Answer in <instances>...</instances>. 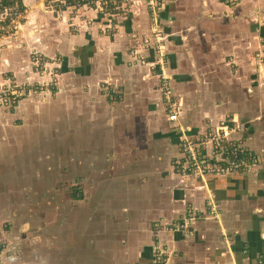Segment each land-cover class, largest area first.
<instances>
[{
  "label": "crops",
  "instance_id": "1",
  "mask_svg": "<svg viewBox=\"0 0 264 264\" xmlns=\"http://www.w3.org/2000/svg\"><path fill=\"white\" fill-rule=\"evenodd\" d=\"M107 2L117 13L108 9L101 19L100 10L84 8L33 11L0 39V91L25 86L16 106L0 108V241L7 244L0 264H46L38 252L51 264H91L94 256L99 264H159L157 249L168 264H264V63L254 55L264 0H162L160 42L178 125L165 118L154 51L129 47L131 38L150 35L147 1ZM79 16L114 25V38ZM29 48L61 57L50 94L34 92L35 80L25 85ZM130 48L146 66L128 56ZM222 124L247 133L246 146L259 157L255 170L205 182L171 172L181 131L195 137ZM51 159L73 165L85 184H70L65 202L52 198L37 209L21 190L39 181ZM197 210L204 215L187 231L173 230Z\"/></svg>",
  "mask_w": 264,
  "mask_h": 264
},
{
  "label": "built area",
  "instance_id": "2",
  "mask_svg": "<svg viewBox=\"0 0 264 264\" xmlns=\"http://www.w3.org/2000/svg\"><path fill=\"white\" fill-rule=\"evenodd\" d=\"M146 1L151 15L152 27L150 35L143 37L142 40L144 43L142 44L154 50L158 55L157 66H159V70L157 67L156 73H161L159 82L161 104L165 111L166 121L170 124L178 125L179 113L177 99L168 85L169 76L164 72L163 48L160 42L161 32L158 20L160 18L159 7L162 0ZM226 1L233 3L240 0ZM43 2L46 1L40 0L31 6H27L24 0H0V38H7L13 32L17 31L29 19L30 13L36 7L41 6ZM94 3L100 12L107 10L106 0H94ZM81 4L88 6L90 3L83 1L76 5ZM58 5L62 6L63 1L59 0ZM44 9L46 10L47 8ZM102 16L105 17V14H102ZM254 55L256 61L264 63V36L259 39L258 48ZM34 59L35 61H39L40 57L35 56ZM12 92L13 90H10L9 92L0 94V105H6L9 101H12V103L15 102L14 96L16 94ZM234 131L235 128L222 124V126L214 130H209L199 136H183L179 146L181 157L175 158L170 162L171 172L183 179L195 178L201 182H205L209 176H226L253 170L258 164V158L244 147L242 141H236L232 138ZM202 215H204V212L200 210L189 212L186 215L184 224L178 228H173V230L187 231L190 221ZM216 217L215 215L214 218ZM156 255L159 264H168V254L164 255V251L157 249Z\"/></svg>",
  "mask_w": 264,
  "mask_h": 264
},
{
  "label": "rangeland",
  "instance_id": "3",
  "mask_svg": "<svg viewBox=\"0 0 264 264\" xmlns=\"http://www.w3.org/2000/svg\"><path fill=\"white\" fill-rule=\"evenodd\" d=\"M38 2L40 0H37ZM36 1V2H37ZM46 2H43L41 4V6L36 7L34 9V12L37 10H40L43 8V10H45L44 8H47L45 11L51 13V14H59L60 12H62V8L63 6H59L58 2L59 0H53L51 2V0H45ZM80 8H84L86 10H92L96 13V10H98L97 5L94 3L93 5H89V6H82V5H76V6H72V7H68L66 8L65 11L68 12H72V13H76ZM42 10V11H43ZM99 12V11H98ZM44 13V12H43ZM79 14V13H77ZM102 14H105V17H109L111 15H109L107 10H104L103 12H99V14L97 15V17L101 19ZM81 21L85 23L86 27L88 28H92V29H96L98 34L103 36V37H108V39L112 40L114 38V34H110V32L112 31V29H110L109 25L103 24L101 21L99 23L93 24L92 20L86 16H79ZM108 27L109 31H106L105 33H103V31H101L99 28L103 27L105 28ZM17 31L13 32L9 37H12L15 33H17ZM1 39V38H0ZM134 43V44H133ZM135 43H137L138 45H142L143 48L149 49L146 45L142 44L144 43V41L141 39V37H133L130 39V46L135 45ZM152 50V49H149ZM154 51V50H153ZM24 53V52H23ZM155 53V51H154ZM163 56H164V52H162ZM27 56H28V61H29V66H30V76L31 77H26L25 78V85L28 83H31L33 80L36 81L35 83V87L36 89L34 90V92L37 93H41V94H45L48 93L50 94L55 87L58 85L59 86V82H60V75H59V69L61 66V57L60 55H58L57 52H46V51H41V50H37V49H31L29 48V50L27 51ZM35 56L40 57L39 61H35ZM128 56L135 59L136 62L140 63L142 66H146V58L143 54H136L135 50L130 48L128 50ZM156 59L158 58V55L155 53ZM136 57V58H134ZM164 60V64H165V59L163 57ZM131 65V64H130ZM158 70H159V66ZM156 67H154L155 70ZM163 70V69H161ZM157 77H158V81L160 82V72L156 73ZM103 85H106V83H104ZM12 88L8 89V90H3L0 91V94L5 93V92H9L10 90H13L12 93H15L16 95L14 96V103H12V101H9L6 103V105H0V108L6 107H14L16 106L19 101L21 100V96L23 94V89L25 88L24 86L23 89L20 86H17L15 84L12 83ZM17 86V87H15ZM100 88L102 89V85L100 86ZM51 91V92H50ZM115 99V98H114ZM108 100V98H107ZM112 103V102H110ZM108 105L112 106V104H109L108 101ZM96 125H94L95 127ZM205 133V132H204ZM203 134V133H201ZM199 134V135H201ZM247 135V133H244V130L237 126L235 127V131L234 134L232 135V138L236 141H242L244 147L249 150L250 152H252L254 155L257 156L258 158V162H259V157L258 154L256 152H254L253 150H251L250 148H248L246 146V143L244 141V137L242 135ZM181 135L183 136H189L186 134H183L181 131ZM197 135V136H199ZM192 137V136H191ZM31 139V137H30ZM32 141V140H31ZM81 144V141L79 142ZM33 144V143H32ZM74 144H77V142H74ZM180 146V143H179ZM178 146V149H179ZM79 147V146H78ZM34 149H36L38 151V147L35 146ZM55 151V150H53ZM45 165L40 167V170L38 171V177H39V181L36 180L35 182H29V184L27 185L26 189H22L21 193L22 196H24V194H26L25 198L28 200V203L33 205L35 207L34 204H36L37 209L41 206H39V203L43 206H51L53 205L55 202L54 201H58L59 203L65 202L64 196V190H67V195L66 198L70 195L71 193V186L70 184H74L75 186H83L85 184L84 180L79 177V174H73L71 173V164H64L63 166H59L58 164L56 165L55 163H52V159L50 161H44ZM2 164V162L0 161V165ZM258 165V164H257ZM257 165L255 166V168L253 170H255L257 168ZM253 170L247 171V172H251ZM239 173H244V172H239ZM211 177V176H209ZM208 178V177H207ZM206 178V179H207ZM74 181V182H70V181ZM49 192H51V196L50 194H48ZM57 194V195H56ZM38 197L42 198V202L38 201ZM54 201H53V199ZM45 200V201H44ZM56 206V205H55ZM51 208V207H48ZM59 209V207H57V210ZM52 212L55 210V207L51 208ZM41 211V209H40ZM40 211H36V212H29L27 214V220H29V222H35L36 221V215L38 212ZM219 215V214H218ZM218 224L221 221V219H219L217 217V219H215ZM31 233H34V231H30ZM29 232V234H30ZM223 234L226 236V232H223ZM37 237L36 232L35 234L30 236V239ZM35 239H32V241H34ZM40 248H44V247H40ZM46 248V247H45ZM40 250V249H39ZM39 253L41 255H39ZM47 253L46 252H38L35 257H41L40 261L44 262L46 264H51L50 259L49 261H44L47 257ZM101 261V259L96 258V256H94L93 260L91 261V264H99Z\"/></svg>",
  "mask_w": 264,
  "mask_h": 264
},
{
  "label": "trees",
  "instance_id": "4",
  "mask_svg": "<svg viewBox=\"0 0 264 264\" xmlns=\"http://www.w3.org/2000/svg\"><path fill=\"white\" fill-rule=\"evenodd\" d=\"M63 1V8L61 9L62 11L66 10V8L68 7H72L78 3H82L83 1L84 2H87L90 3L89 5H92L94 3V0H62ZM107 1V0H106ZM82 6H84V4H81ZM88 5V6H89ZM114 6L112 4H109L107 2V10L110 9L111 11H113V8ZM112 13L116 14L117 12L114 10ZM101 31H103V33H105L106 31H109V28L105 26V28L103 27H100L99 28ZM110 29H112V31L110 32V34H116V28L114 25H111L110 26ZM59 69V68H58ZM5 246H7V244L3 241H0V249H1V256L0 258L2 259V256L5 254ZM1 259H0V262H1Z\"/></svg>",
  "mask_w": 264,
  "mask_h": 264
}]
</instances>
